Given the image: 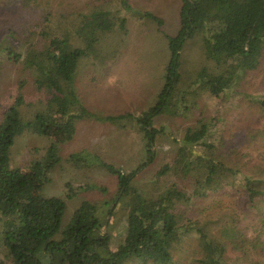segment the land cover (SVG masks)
I'll use <instances>...</instances> for the list:
<instances>
[{"label": "trees", "instance_id": "obj_1", "mask_svg": "<svg viewBox=\"0 0 264 264\" xmlns=\"http://www.w3.org/2000/svg\"><path fill=\"white\" fill-rule=\"evenodd\" d=\"M121 1L127 7L132 4ZM103 16V11L82 13L75 34L52 37L42 53L36 55L39 52L35 51V55H27L24 60L33 70L36 90L46 98V103L27 118L22 111L24 81H20L18 95L0 124V245L6 257L11 264H54L58 253L64 254L68 264H176L173 244L194 234L199 251L193 264H264V239L259 235L252 237L228 223L214 231L207 221L193 217L197 200L230 187L245 196L243 207L247 210L255 208L257 214L264 212L260 208L264 205V165L258 160L264 154L251 155V151L243 154L251 155L243 165L244 170L238 163L234 166L227 163L214 139L224 117L205 116L196 126L188 127L176 158L165 163L155 175V181L170 171L190 177L191 193L172 185L155 194L134 185L137 174L154 162L151 146L160 132L154 126L156 116L186 114L187 111L171 107L179 98L198 96V91L225 96L264 62V0H183L181 28L176 35H166L171 56L165 68V85L155 104L138 116L130 112L107 116L91 113L81 102L75 86L79 60L94 49ZM144 16L160 26L164 24L157 15L146 12ZM125 21H121L122 26ZM196 34L203 36L204 52L213 68L203 66L195 79L186 82L188 88L198 87L183 90L181 53L186 41ZM241 95L242 105L257 109L254 111L256 134L248 130L244 134L248 137H242L241 142L233 140L232 144L236 143L238 148L264 135V96ZM241 114L247 126L253 123L244 109ZM82 118L108 120L121 127H124L122 121L135 120L146 138V159L127 173L90 151L75 152L68 158L75 168H99L116 177L119 189L115 200L123 201L128 207L124 222L126 236L116 248L112 247L111 234L104 231L108 220L98 203L82 201L68 223H63L65 199L42 194L51 180L50 172L62 160L59 144L74 138L77 121ZM25 131L51 138L50 152L46 160L13 167L10 150ZM225 141L219 138L221 145L225 146Z\"/></svg>", "mask_w": 264, "mask_h": 264}, {"label": "rangeland", "instance_id": "obj_2", "mask_svg": "<svg viewBox=\"0 0 264 264\" xmlns=\"http://www.w3.org/2000/svg\"><path fill=\"white\" fill-rule=\"evenodd\" d=\"M130 1L132 4L127 7L121 0H0V124L18 95L20 81H24L22 92L25 103L22 111L27 118L34 116L46 103V98L36 90L33 70L24 64L26 56L35 55V51L39 52L36 55L42 53L56 35L75 34V25L81 14L94 11H103L104 16L97 30L94 49L80 58L77 67L75 86L81 102L91 113L103 116L127 112L138 116L141 111L153 106L165 85V68L171 56L166 35H176L181 28L183 0L127 2ZM146 12L161 17L164 24L160 26L149 16H144ZM123 19L126 21L122 26ZM203 66L212 69L213 63L206 58L203 36L196 34L186 41L181 53L180 72L185 81L181 83L183 90L198 87L188 88L186 82L195 79ZM241 94H248V98L264 96V62L258 70L246 75L239 86L228 90L225 96L198 91V96L179 98L171 107L176 111H187L186 114L164 113L156 116L153 122L160 132L151 146L155 153L154 162L137 174L134 185L155 194L172 185L191 193L190 177L170 171L155 181V175L165 163H172L176 158L177 148L187 128L196 126L205 116L224 117L219 121L214 139L227 163L233 166L238 163V167L244 170L243 165L249 156L264 154L263 134L257 136L256 141L248 140L243 147L238 148L236 144L247 136L244 134L248 130L256 134L254 111L257 109L242 105ZM243 109L253 122L249 126L241 118ZM121 123L124 127L108 120H78L74 138L59 144L62 160L50 172L51 180L42 191L46 197L60 196L65 199L67 207L63 223H68L82 201L98 203L100 212L105 213L108 220L104 231L113 237V248L126 236L124 222L128 207L123 201L115 200L119 183L115 176L102 169L75 168L68 158L75 152L90 151L115 164L122 173L133 171L146 159V138L135 120ZM219 138L226 139L225 146L219 143ZM233 140L236 143L232 144ZM51 142L52 139L47 136L25 131L16 138L10 150L11 165L26 166L30 161L46 160ZM249 151L253 154L242 156ZM258 160L264 165V158L259 156ZM244 198L234 187L212 191L195 202L193 217L207 221L214 231L228 223L245 234L252 237L259 235L264 239V212L257 214L255 208L247 210L243 207ZM260 208L264 211V205ZM1 231L0 220V237ZM197 243L194 234L178 239L173 244L176 264H193L198 257ZM5 254L0 245V262L11 264ZM63 255L58 253L54 264H68Z\"/></svg>", "mask_w": 264, "mask_h": 264}]
</instances>
